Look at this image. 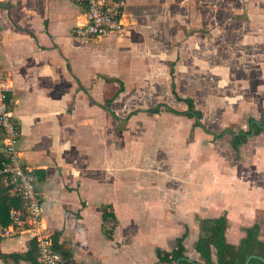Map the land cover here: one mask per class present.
Segmentation results:
<instances>
[{
	"label": "crops",
	"instance_id": "crops-1",
	"mask_svg": "<svg viewBox=\"0 0 264 264\" xmlns=\"http://www.w3.org/2000/svg\"><path fill=\"white\" fill-rule=\"evenodd\" d=\"M209 2L125 0L121 31L78 39L83 11L71 1L0 0V69L17 148L35 174L40 226L68 264H165L156 250L182 236L184 256L199 262L197 223L221 215L226 243L236 246L255 223L264 241V132L238 157L229 135L213 138L246 130L264 110V0H234L212 66ZM210 77L215 97L204 87ZM198 88L207 108L197 109ZM175 97L192 101L208 133L164 110L186 111ZM102 210L115 222L109 238ZM29 239H0V254L26 252Z\"/></svg>",
	"mask_w": 264,
	"mask_h": 264
},
{
	"label": "built area",
	"instance_id": "built-area-1",
	"mask_svg": "<svg viewBox=\"0 0 264 264\" xmlns=\"http://www.w3.org/2000/svg\"><path fill=\"white\" fill-rule=\"evenodd\" d=\"M83 11V22L72 34L78 39H94L117 33L123 28L125 0H69ZM9 86L0 69V185L9 196L18 197L20 207L8 210L9 224H0V239L30 235L36 244L34 264H62L60 255L52 249L50 235L40 226L41 196L36 189L34 171L25 166L17 148L19 133L8 99ZM108 223L107 227H111Z\"/></svg>",
	"mask_w": 264,
	"mask_h": 264
},
{
	"label": "trees",
	"instance_id": "trees-1",
	"mask_svg": "<svg viewBox=\"0 0 264 264\" xmlns=\"http://www.w3.org/2000/svg\"><path fill=\"white\" fill-rule=\"evenodd\" d=\"M171 93L173 95V87L171 85ZM177 101H182L187 109L185 112L179 113L170 110L164 106V110L175 115H181L187 118L194 119V125L201 127L206 133L207 130L199 123L201 114L195 110L190 99L180 100L175 97ZM160 105L148 109V113L156 114ZM132 114V113H131ZM129 116V115H128ZM127 118V117H126ZM264 132V110L259 114L257 119L248 118L246 120V130L233 132L229 129H224L218 135H213V138L219 139L223 135H229V146L238 157V148L245 144L248 139L258 136ZM2 158L0 151V160ZM20 207L18 197L9 196L6 188L0 185V224L6 226L9 224L8 210L10 208ZM110 216L106 210H102L103 232L109 238L111 232L115 227V222L109 219ZM111 223V227H107ZM226 228V219L221 215L213 219H202L197 223V239L193 244V251L198 255L199 262L190 261L184 256V249L182 241L184 236L175 240V247L167 252L156 250L157 260L165 264H245L248 257H251L246 264H264V241L258 239L259 227L255 223L250 227L243 228L244 237L240 239L236 246L226 243L224 238V231ZM51 238L52 249L57 252L62 264H68L69 254L61 252L56 245V236ZM213 251L214 261L211 258ZM36 257V244L30 241L26 252L21 254L1 255L0 259L6 261L10 259L13 264H34Z\"/></svg>",
	"mask_w": 264,
	"mask_h": 264
},
{
	"label": "rangeland",
	"instance_id": "rangeland-1",
	"mask_svg": "<svg viewBox=\"0 0 264 264\" xmlns=\"http://www.w3.org/2000/svg\"><path fill=\"white\" fill-rule=\"evenodd\" d=\"M233 7H234V0H221V2H218L217 0H213V1L210 0V2L208 3L207 17L204 19L206 22L205 25H209L210 30H211V35L213 34L211 37H209L210 38L209 39V45H210V50H209L210 61H209V63L211 64V66L218 64L217 62L219 61L220 57L222 56L223 45H220V41H223L225 39L227 40V36H225V33L221 35L220 32H221V29L223 28V25L228 20H232ZM223 9L226 10L225 13L222 12ZM227 12L229 14H228V18L226 19V17H227L226 13ZM195 19H196V16H195ZM194 22H195V20H194ZM199 23H201L200 20H199ZM229 24L230 25L226 26L225 29L228 31L229 30L232 31L233 25H232V23H229ZM196 25H198V24H196ZM210 71H212V68ZM217 71L218 70L214 71V73H217ZM216 85H217V83H216V79H214V77H210V84L209 85L204 84V87H208L209 91L212 93L211 97H215V92L218 91ZM217 86H219V85H217ZM218 89H219V87H218ZM201 95H202V91L200 90V88H198L197 95H196L199 98V100L197 101V107H198L197 109H202L204 107L207 108V104H205V103H204V107H203ZM210 106L212 109H215V110L217 108L216 104H214V105L210 104L209 107ZM160 118H164V119H162V121L167 122L169 125L175 126V124L179 123L178 121H174V120H170V119H168L170 121H166L167 119L163 116H160L156 119H153L150 116L147 117V119L153 120V121H151V123H154L156 120H158Z\"/></svg>",
	"mask_w": 264,
	"mask_h": 264
},
{
	"label": "water",
	"instance_id": "water-1",
	"mask_svg": "<svg viewBox=\"0 0 264 264\" xmlns=\"http://www.w3.org/2000/svg\"><path fill=\"white\" fill-rule=\"evenodd\" d=\"M250 258H251V257H248V258L246 259L245 264H246V262H247Z\"/></svg>",
	"mask_w": 264,
	"mask_h": 264
}]
</instances>
